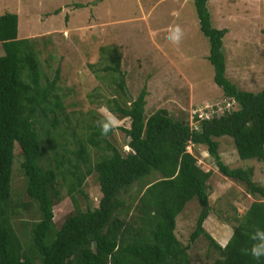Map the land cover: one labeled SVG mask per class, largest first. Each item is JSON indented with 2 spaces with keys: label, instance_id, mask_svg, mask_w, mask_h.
Listing matches in <instances>:
<instances>
[{
  "label": "trees",
  "instance_id": "trees-1",
  "mask_svg": "<svg viewBox=\"0 0 264 264\" xmlns=\"http://www.w3.org/2000/svg\"><path fill=\"white\" fill-rule=\"evenodd\" d=\"M207 1L193 3L199 29L208 39L213 80L223 97L212 103L208 118L197 112L191 121L176 120L165 108L145 116L147 91L143 88L133 99L128 95L120 54H115L103 70L111 74L125 100L112 99L109 107L130 121L129 127H119L125 137L122 145L111 141L113 133L100 134L96 121L101 117L92 115L83 123L85 129L74 130L56 86L59 71L52 79L44 74L35 41L18 37L17 14L0 15V264H193L189 249L200 236L219 253L211 264H264V258L256 261L245 252L252 244L250 234L264 229V183L252 179L251 167L225 164L216 139L231 137L240 159L264 165V87L240 89L226 77L222 39L227 30L212 26ZM224 100L233 103L220 113L216 103L224 106ZM16 145L23 158L26 202L12 194ZM189 145L205 146L219 173L260 197L238 219L227 248L204 227L213 171L198 164ZM153 171L157 178L145 182ZM93 174L99 199L96 206L82 209L76 195ZM136 183L140 184L136 195L126 199ZM64 189L74 212L56 227L53 206L63 199ZM192 198L200 211L183 244L175 234L176 221ZM31 208L38 219H22L18 231L15 218Z\"/></svg>",
  "mask_w": 264,
  "mask_h": 264
},
{
  "label": "rangeland",
  "instance_id": "rangeland-1",
  "mask_svg": "<svg viewBox=\"0 0 264 264\" xmlns=\"http://www.w3.org/2000/svg\"><path fill=\"white\" fill-rule=\"evenodd\" d=\"M207 9L212 26L227 30L222 39L226 77L240 89H262L264 0H208ZM5 12L17 14L19 38L35 41L43 73L52 79L55 71H59L56 86L63 95L64 115L70 118L76 132L85 129L83 123L91 120L92 115L100 117L97 110L102 105L111 107L112 99L125 101L111 74L103 70L115 54H120L128 95L133 99L143 88L147 91L145 116L165 108L172 118L191 121L195 109L223 97L213 80V67L207 59L209 43L199 29L193 0H0V15ZM174 25H180L184 32L178 45L168 38L169 28ZM118 118L122 121L120 127H129L128 118ZM216 139L225 164L231 168L251 167L252 179L264 183L262 162L240 159L231 137ZM111 141L122 145L124 132L118 128ZM187 148L204 170L213 171L208 181L210 212L204 227L220 244L250 203L260 197L247 193L242 182L219 173L205 146ZM123 149L128 148L124 145ZM92 151L96 160L97 152ZM22 159L16 145L12 194L26 202L29 200L24 191ZM157 176L153 171L144 181L155 180ZM138 188L140 184H134L126 199L133 198ZM76 199L82 209L86 205L96 206L99 187L95 174L86 178ZM53 211L56 227L74 212L65 189L63 199L54 204ZM199 211L197 199L192 198L177 216L175 234L183 244L188 243ZM22 219L31 222L38 219V214L33 208L21 210L14 220L18 231ZM189 254L193 264H211L219 255L203 236L191 244Z\"/></svg>",
  "mask_w": 264,
  "mask_h": 264
},
{
  "label": "clouds",
  "instance_id": "clouds-1",
  "mask_svg": "<svg viewBox=\"0 0 264 264\" xmlns=\"http://www.w3.org/2000/svg\"><path fill=\"white\" fill-rule=\"evenodd\" d=\"M184 32L180 25L170 26L169 40L171 43L178 45L183 39ZM101 119L96 121V126L100 134L107 137L109 133H114L122 124L118 116L113 113L107 105H102L98 110ZM213 196L216 197L217 193L214 191ZM218 198V197H217ZM235 237V231H231L226 239H223L220 244L222 248H227L228 244ZM252 244L250 248L246 249V254L250 255L254 260L260 261L264 258V229H256L250 234Z\"/></svg>",
  "mask_w": 264,
  "mask_h": 264
},
{
  "label": "built area",
  "instance_id": "built-area-1",
  "mask_svg": "<svg viewBox=\"0 0 264 264\" xmlns=\"http://www.w3.org/2000/svg\"><path fill=\"white\" fill-rule=\"evenodd\" d=\"M233 102L232 101H226L224 100V106L222 105V103H216V104H220L218 105V111L221 113L223 112L225 109H227L229 106H231ZM214 111L213 109V105H208V106H204L203 108L201 109H195L194 110V113H197L199 114L200 117H205V118H208L209 115ZM193 113V114H194Z\"/></svg>",
  "mask_w": 264,
  "mask_h": 264
}]
</instances>
